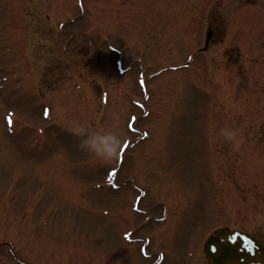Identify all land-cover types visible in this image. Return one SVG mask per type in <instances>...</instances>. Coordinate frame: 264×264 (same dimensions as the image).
Segmentation results:
<instances>
[{"label":"rangeland","instance_id":"374dc122","mask_svg":"<svg viewBox=\"0 0 264 264\" xmlns=\"http://www.w3.org/2000/svg\"><path fill=\"white\" fill-rule=\"evenodd\" d=\"M218 229L264 249V0H0V264H209Z\"/></svg>","mask_w":264,"mask_h":264},{"label":"water","instance_id":"95a60500","mask_svg":"<svg viewBox=\"0 0 264 264\" xmlns=\"http://www.w3.org/2000/svg\"><path fill=\"white\" fill-rule=\"evenodd\" d=\"M203 253L212 264H264L260 245L249 235L236 230L214 231L204 243Z\"/></svg>","mask_w":264,"mask_h":264},{"label":"clouds","instance_id":"9594fccd","mask_svg":"<svg viewBox=\"0 0 264 264\" xmlns=\"http://www.w3.org/2000/svg\"><path fill=\"white\" fill-rule=\"evenodd\" d=\"M112 139H113L112 137L105 138V144L109 145ZM121 144H122V139H120L119 142L117 143L115 152H110V155L115 156Z\"/></svg>","mask_w":264,"mask_h":264},{"label":"flooded vegetation","instance_id":"af4514ba","mask_svg":"<svg viewBox=\"0 0 264 264\" xmlns=\"http://www.w3.org/2000/svg\"><path fill=\"white\" fill-rule=\"evenodd\" d=\"M131 238H132V236H131ZM132 240H133V238H132ZM258 242V241H257ZM258 244H260V243H258ZM260 246H261V244H260ZM261 249H262V252L264 253V249L262 248V246H261ZM206 260V259H205ZM207 261V260H206ZM207 262H209V264H211V262L210 261H207Z\"/></svg>","mask_w":264,"mask_h":264},{"label":"snow or ice","instance_id":"6c2138e0","mask_svg":"<svg viewBox=\"0 0 264 264\" xmlns=\"http://www.w3.org/2000/svg\"><path fill=\"white\" fill-rule=\"evenodd\" d=\"M126 147V146H125Z\"/></svg>","mask_w":264,"mask_h":264}]
</instances>
